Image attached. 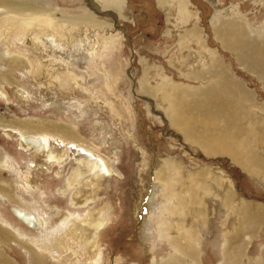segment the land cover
I'll list each match as a JSON object with an SVG mask.
<instances>
[{"label":"rangeland","instance_id":"1","mask_svg":"<svg viewBox=\"0 0 264 264\" xmlns=\"http://www.w3.org/2000/svg\"><path fill=\"white\" fill-rule=\"evenodd\" d=\"M16 1H28L38 11L0 17V120L70 126L78 136L76 142L100 155L112 169L113 176L99 190L100 199L90 205L93 209L112 205L100 233L103 264H175L173 251L159 232L165 222L172 228L180 223L194 229L189 233L197 234L199 264H228L223 256L226 238L237 234L247 257L230 264H264V212L259 213L264 211V79L251 68L256 46L264 57L263 0H187L197 15L188 25L181 23L173 0L165 8L158 0H126L120 13L97 0ZM233 4L236 7L228 12ZM219 11L228 13L221 23L234 21L236 31L247 40L239 52L224 50L215 40L213 23ZM194 28L217 50L216 59L233 76L231 83L238 85L235 98L224 108L226 126L192 112L189 99L180 100L183 125L195 131L197 142L219 148L218 156L193 147L157 99L141 89L143 80L154 86L170 76L174 87L189 88L201 104L206 89L212 88L213 96L222 90L227 80L221 77L223 69L217 65L218 70L211 69L213 61L201 50V42H191L188 51L179 46ZM79 46L82 51L76 52ZM193 71L205 73L200 80L186 79ZM9 134L15 133L0 128V186L46 221H51L56 207L84 216L86 208L73 207L69 193H58L73 160L67 161L58 178V166L46 172L45 156L32 157ZM170 163L179 172H169ZM166 169L165 176L172 173L175 179L171 191L158 184L157 174ZM197 173L205 191L194 207L186 188L191 181L199 183ZM166 193L175 199L164 197ZM178 205L186 206V216L183 211L171 216ZM14 207L0 197V254L15 264H38L24 250L27 245L42 255V264H56L33 244L40 235L16 218Z\"/></svg>","mask_w":264,"mask_h":264},{"label":"bare ground","instance_id":"2","mask_svg":"<svg viewBox=\"0 0 264 264\" xmlns=\"http://www.w3.org/2000/svg\"><path fill=\"white\" fill-rule=\"evenodd\" d=\"M97 1H99L105 9H111V10L114 9L116 11L118 10L119 13L120 11H123V9L126 7L127 4L126 0H97ZM168 1L169 0H158V3L159 5H161L162 8H165ZM173 1L175 3L176 2L178 3L177 7L180 10L179 19L181 23H183L184 25L190 24L191 21L195 18V16H197L196 14H193V12L191 11L190 4L188 5L187 0H173ZM262 3L264 4V0L262 1ZM234 5L235 4L229 7L228 12L233 10ZM0 11H1L0 13V17H1V15L3 14L19 15L28 12L35 13L38 10L28 1H25L24 3L20 4L16 0H0ZM224 14H228V13H225L224 11H219V13L215 15V17L217 18L216 22L213 23V27L215 29L214 31L215 40L217 41L218 44H221L223 46L224 50L239 52V49H242L244 46L247 45L246 44L247 40L245 39V37L240 36L239 32L236 31V27H238V25L234 24L233 23L234 21L221 23V18L225 16ZM217 23H221V25L217 26ZM49 25L52 26L53 28H56L53 26L52 23H49ZM200 27L203 29L201 23H200ZM201 32L202 31L199 30L198 28H194L193 30L189 31V33L186 32L185 37L182 40H180L179 46L183 48V51L184 50L188 51L191 46V42L198 40V42H201L200 44L201 50H203L204 52H208L209 55L211 56V59L213 61V64L212 63L211 64L214 65L211 69H217L216 65L219 68L223 69L220 61L216 59V55L218 54L217 50L214 51L211 49V47L208 46L206 38L203 37V33ZM186 39L189 41H186L184 45L183 42ZM54 47L58 48L57 44H54ZM256 50L258 54L256 53L257 55H254L255 58L251 60V68H253L255 71H260L259 73L261 77L264 79V60H263L264 57L262 56L263 54L261 52L263 50L260 49L258 46H256ZM75 51L81 52L82 51L81 46L77 47ZM244 51L245 50H243V52ZM202 72L205 73V71H193L192 73L186 75V79H188L189 77L191 80H200L203 76ZM223 74L224 76L221 75V77L223 78L225 77L227 80L223 81L222 90L220 89L216 90V93L214 95L215 102L214 100L211 101V99L214 98L212 88L206 89L207 91L205 92V99H204L205 103L202 102L201 104L198 102L196 94L194 92H191V94H189L190 92L189 88H188L189 90L185 89L183 85L182 86L178 85L177 87H174L173 79L170 76L165 77L163 82L161 83L159 82L160 84L154 86L151 83L146 82V80H143L141 83V89L143 90V92L149 93L150 95H153V97L157 99L156 101L159 104V106L163 107L168 117L170 118L171 124L174 127L180 129V131L185 135V139L193 147L199 145V147H201L203 151L209 156H218L216 152H218L217 150L219 148L216 149L215 145L211 146L209 142L208 143L202 141L197 142L196 141L197 135L195 131L192 130V128L189 129L188 126L183 125V121L185 120L182 118L183 115H181L180 112L183 101L180 100L182 99L185 101L189 99L187 100V103L188 101H190V108L192 112L201 114V116L205 115V117L211 119L217 125L223 124L224 126H226L225 125L226 117L224 114V108L225 105L228 104L229 99L235 98V92L238 88V85L234 82L231 83L233 76L226 74L224 69H223ZM169 89L170 91H168ZM1 95H4V93L1 92ZM221 95H223V98H221V100L219 99L220 101L219 102L218 97H220ZM51 105H55L58 108L62 106V105L58 106V103H54V104L52 103ZM202 105H206L205 108L204 107L201 108ZM220 109H222V111H220ZM185 113L187 114V112ZM192 123L193 122L190 121V124ZM0 128L14 132L15 134H9V135L12 138L16 137L17 143L21 147V149L29 153V155H31L32 157L44 155L46 163L43 164L42 167L46 170V172L52 173L54 166H58V170L55 172L56 177L58 178L62 176V173L64 171V168L68 160L71 159L73 160L74 163L73 168L68 172V174H66L64 178L63 187L58 190V193L62 196H65L69 193L70 204L73 207L79 206L81 208H86L85 212H82V214L85 213L84 216L80 215L78 217L75 215V212L74 214H72L69 211L64 212L58 207H56V210L54 209L55 211L51 216L52 218H50L51 221L49 219L48 221H46L44 215L41 216L37 212V210L26 207L20 201L16 200V198L12 195L11 192L7 191L6 188L0 186V197L4 199L6 198V200L8 199L9 201L14 203L15 207L13 211L14 214L16 215V218L19 219L22 223H24L27 226V228L31 230V232L34 231L32 233H36V234L38 233L40 235L41 239L39 240L38 238L37 242L35 240H32L33 244H35L41 250L40 252H43L44 254L50 256V258L54 260L56 264H103L104 257H102V255H104V253H102L103 249H101L100 233L108 224L112 205L110 203H105L102 204L98 209H93L94 207L91 208L90 205L95 203L98 199H100L99 190L103 188L102 183L113 176V171L109 167V165L100 155L96 154L91 149L84 147L81 144H78L76 142L78 136L74 132V129L70 126L54 124V123L50 124L44 121H40L38 124H34V123L11 124V123H5V121L2 119V121L0 120ZM53 131L55 132V134H53ZM229 155H231V152ZM39 158H37V160ZM236 159H238V156L234 157V160ZM2 162L3 160L1 161V163ZM255 164L258 167L257 163ZM168 169H170L169 172H171L172 169L173 171L179 172L178 169H176L175 164L173 163L169 164ZM180 171H182V169ZM165 173H168L167 169L157 174L158 184L161 183L164 185L165 188L167 187L170 190V188H172L174 185L175 179L172 173H171L172 176H165ZM207 176L209 177V175ZM197 178L199 179V183H194L193 181H191L188 185V188H186L187 195L192 199V203L194 204V207L200 205L199 203L201 202V197H202L201 193H203L202 191L204 190L203 188L205 186L202 183L203 179L201 178L200 173H197ZM214 179L215 177L213 178V180ZM1 180L3 179L0 173V181ZM214 181L219 182L220 179ZM30 186L32 188L34 187V185H32L31 183ZM169 194L170 193H166L164 197L169 196L170 200L175 199L173 195H169ZM195 198L200 200H197ZM229 199L231 200V195L228 196V201H227V204L231 206L233 204L229 203ZM179 201L180 198L178 196V202ZM196 201H199V203ZM52 205L55 204L52 203ZM48 206L50 205L48 204ZM185 210H186V206L183 207V205H181L176 209L177 213L171 211L170 214L171 216L172 214H181V212L183 211L185 215ZM247 210L249 212L250 207L247 208ZM261 212L264 211H260L259 213ZM177 224H175L174 228H172V224H168L166 222L159 225L160 226L159 232L163 241L166 242L173 251L170 256L173 257V261L175 262V264H189V263L199 264V260L197 258L200 259L201 253L198 251L199 249H198L196 232L194 235H192L190 234L192 233L191 232L192 229L190 230L188 228L190 230L188 231L186 227L180 226L181 225L180 223H179L180 225ZM240 239L242 238L238 236V234L237 236L231 237V239H229V237L226 238L227 240L226 250H225L226 253L224 252L225 255L223 254L226 263L228 262V264H230L232 262H238V260H244L247 257V250L245 244L244 242L241 243L242 241H239ZM24 248L26 252L29 251L30 257H32L34 261H37L38 264H42L43 262L42 255H39V253L35 251L33 252V250H31L32 248L30 249L27 245L24 246ZM0 255H2V258L0 259V264H15L12 260L5 257L4 254H0Z\"/></svg>","mask_w":264,"mask_h":264}]
</instances>
